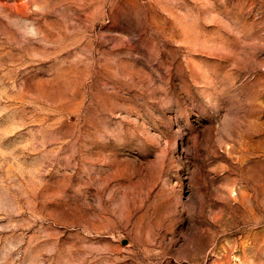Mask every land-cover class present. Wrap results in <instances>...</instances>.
Masks as SVG:
<instances>
[{"label": "rangeland", "instance_id": "obj_1", "mask_svg": "<svg viewBox=\"0 0 264 264\" xmlns=\"http://www.w3.org/2000/svg\"><path fill=\"white\" fill-rule=\"evenodd\" d=\"M0 264H264V0H0Z\"/></svg>", "mask_w": 264, "mask_h": 264}]
</instances>
